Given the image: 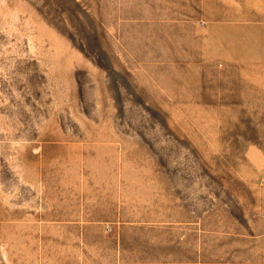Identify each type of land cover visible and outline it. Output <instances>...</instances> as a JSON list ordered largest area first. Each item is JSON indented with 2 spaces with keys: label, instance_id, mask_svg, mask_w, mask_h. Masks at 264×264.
Listing matches in <instances>:
<instances>
[{
  "label": "rangeland",
  "instance_id": "374dc122",
  "mask_svg": "<svg viewBox=\"0 0 264 264\" xmlns=\"http://www.w3.org/2000/svg\"><path fill=\"white\" fill-rule=\"evenodd\" d=\"M201 1L0 0V264H264V114Z\"/></svg>",
  "mask_w": 264,
  "mask_h": 264
},
{
  "label": "crops",
  "instance_id": "0c3cea01",
  "mask_svg": "<svg viewBox=\"0 0 264 264\" xmlns=\"http://www.w3.org/2000/svg\"><path fill=\"white\" fill-rule=\"evenodd\" d=\"M199 5L214 8L208 17L215 24L207 28L210 38L203 45L216 52L217 100L226 114H237L238 107L258 109L244 114L263 115L264 0H202Z\"/></svg>",
  "mask_w": 264,
  "mask_h": 264
},
{
  "label": "bare ground",
  "instance_id": "6f19581e",
  "mask_svg": "<svg viewBox=\"0 0 264 264\" xmlns=\"http://www.w3.org/2000/svg\"><path fill=\"white\" fill-rule=\"evenodd\" d=\"M214 42H215V41H212V45H214ZM215 50H216V48H215ZM210 53H213V54L215 53V54H216V52H215L214 50H211ZM215 54H214V55H215ZM214 55H211V56L213 57ZM209 56H210V55H209Z\"/></svg>",
  "mask_w": 264,
  "mask_h": 264
}]
</instances>
